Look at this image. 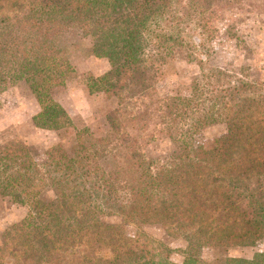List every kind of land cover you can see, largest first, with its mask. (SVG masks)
Here are the masks:
<instances>
[{"label": "trees", "instance_id": "1", "mask_svg": "<svg viewBox=\"0 0 264 264\" xmlns=\"http://www.w3.org/2000/svg\"><path fill=\"white\" fill-rule=\"evenodd\" d=\"M217 1L0 0V94L10 77L20 78L38 107L35 127L72 126L52 98L73 73L60 44L72 30L89 38L93 56L107 60L88 89L113 104L105 114L113 138L81 130L70 152L58 144L43 158L22 142L0 146V198L28 204L0 238V264H71L78 250L102 245L111 252L82 253L77 264H175L150 260L138 233L114 236L106 223L114 216L121 221L116 231L157 223L196 247H254L264 240V83L209 70L192 80L189 97H153L167 60L183 53L201 64L197 56L210 55L202 28ZM131 122L150 137L171 139L175 152L161 162L146 159L125 128ZM220 124L224 134L209 148L195 145L203 128ZM45 186L49 201L39 197ZM202 188L218 193L232 222L203 200ZM179 264L204 263L187 253ZM213 264H264V253Z\"/></svg>", "mask_w": 264, "mask_h": 264}, {"label": "rangeland", "instance_id": "2", "mask_svg": "<svg viewBox=\"0 0 264 264\" xmlns=\"http://www.w3.org/2000/svg\"><path fill=\"white\" fill-rule=\"evenodd\" d=\"M204 16L206 27L202 31L208 36L206 44L210 55L197 56L202 61L201 64L194 58L188 59L183 53L167 60L159 69L153 90L155 99L189 97L192 80L209 70L225 72L232 80L239 78L264 83V0H218ZM60 44L66 52L73 73L67 77L63 86L53 91L52 98L66 110L72 126L58 131L35 127L32 117L38 111L37 104L27 85L16 76L10 77L6 89L0 94V146L22 142L34 157L43 158L47 149L58 144L63 145L66 152H70L74 147L73 138L81 130L93 138H113L105 119L106 112L113 106L112 102L101 94H91L88 89L92 80L108 69L107 60L93 56L89 38L76 30L65 34ZM125 128L131 137L138 139L141 152L148 160L158 159L161 162L175 152L176 145L171 139L164 135L150 137L149 130L141 131L138 122L127 123ZM223 134V125L208 126L196 135L195 145L209 148ZM217 190L219 191L218 188ZM40 191V199L49 201L53 198L48 187L45 186ZM201 194L207 204L217 206L216 214L219 217L225 214L230 222L234 220L232 213L221 212L215 190L202 188ZM244 208L249 207L245 205ZM27 211L28 204L14 206L0 198V238L4 230L19 223ZM106 223L113 227L114 236L122 233L127 238H133L135 233L140 234L138 246L144 248L147 257L157 263L169 261L179 264L187 253L193 254L204 264L219 263L226 258L235 257L251 259L257 253H264L263 239L254 247H196L183 238L169 235L157 223L139 229L128 224L119 231L114 229L121 223L119 216L107 219ZM74 250L77 251L76 248ZM110 252L111 247L108 245H102L99 249L86 246L68 259L72 260L71 264H77L82 253L97 258Z\"/></svg>", "mask_w": 264, "mask_h": 264}]
</instances>
